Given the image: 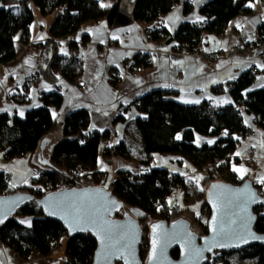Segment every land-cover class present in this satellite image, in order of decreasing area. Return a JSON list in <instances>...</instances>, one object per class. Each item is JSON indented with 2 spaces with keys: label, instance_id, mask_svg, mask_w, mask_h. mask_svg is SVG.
Returning <instances> with one entry per match:
<instances>
[{
  "label": "trees",
  "instance_id": "16d2710c",
  "mask_svg": "<svg viewBox=\"0 0 264 264\" xmlns=\"http://www.w3.org/2000/svg\"><path fill=\"white\" fill-rule=\"evenodd\" d=\"M256 0H209L200 8V13L207 20L202 28L182 23L169 35L161 28L159 21L167 15L178 0H115L110 7H100V0H25L21 3L14 0H0V65L16 59L19 44L30 43V28L33 23L32 7L43 17L53 16L49 40L34 44L40 50V69L24 84L22 93L12 95L9 100L25 102L30 84L39 81L55 85L60 78L73 81L80 77L82 66H75L70 54L64 56L60 49L66 45L69 50L79 48L77 42L67 44L61 39L75 35L87 23L105 22L108 29L128 27L145 23L146 37L149 41L174 43L175 48L187 54H200V46L206 34L221 36L229 24L238 17L251 13L250 4ZM192 6L183 3V12L189 13ZM157 27L150 30L149 26ZM257 37L254 46L264 44V22L257 25ZM83 45L88 43V36L81 34ZM264 54V52H263ZM151 57L146 53H137L131 70L148 68L146 61ZM152 63V62H151ZM251 68L241 73L234 81L212 89L213 93L226 92L233 104L212 108V102L199 105H182L174 99L176 92L154 90L135 101L139 116L127 124L123 139L115 147L104 148L105 159L119 157L132 161L141 167L139 174L118 171L110 184L112 196L124 207L142 213L140 224L153 222L170 223L181 218L184 210L176 199L169 204L173 189L187 192L189 180L173 174L167 169L148 168L152 155H178L185 159L196 173L205 171L199 179L201 189L212 181H222L231 185H240L245 180L253 183L257 194L264 200V185L256 180L244 177L237 178L231 170V156L250 130L245 127L243 117H252V123L264 130V87L249 90L255 81ZM113 86L119 83L115 72ZM225 87H229L226 89ZM41 106L28 111L23 118L0 114V153L6 160L20 159L29 155L34 157L40 152L41 143L48 139L58 127V120L52 115V109H60L63 96L59 90L43 93L40 96ZM121 116L115 122H121ZM90 118L86 110H76L67 115L63 122L62 139L52 144L48 160L52 167L35 164L37 177L29 184L11 188L8 176L0 172V196L15 193H26L34 198L46 195L39 190L50 183L67 180L75 184L87 180L86 171H95L99 147L109 140L110 131L92 132L89 130ZM180 139H176L177 136ZM206 141L197 143L196 137ZM133 137V140L131 139ZM238 138V139H237ZM114 150V154L112 153ZM228 161L226 170L219 178L210 175L207 167L216 161ZM41 187V188H40ZM205 188V187H204ZM206 189V188H205ZM205 189L198 192L202 200L201 211L208 215L206 220L201 215L193 216L200 235L207 234L209 209L204 201ZM256 216L255 231L264 235V205L254 209ZM31 218V226L22 225L16 218ZM142 227L143 239L139 247V256L144 263L148 253V226ZM64 243L63 264H92L96 242L90 235H78L68 238L63 227L48 218L33 205L26 206L18 214L0 227L1 244L23 260L33 252L42 257H50ZM227 257L253 259L256 264H264V246H254L236 253H214L208 257L206 264H220ZM171 258H178V251H171ZM120 264V263H117Z\"/></svg>",
  "mask_w": 264,
  "mask_h": 264
},
{
  "label": "crops",
  "instance_id": "0c3cea01",
  "mask_svg": "<svg viewBox=\"0 0 264 264\" xmlns=\"http://www.w3.org/2000/svg\"><path fill=\"white\" fill-rule=\"evenodd\" d=\"M114 1L100 0V2L109 5H112ZM208 1L178 0L174 8L159 21L161 28L167 34L172 35L182 23L201 22L204 16L200 13V8ZM185 2H189L192 6L189 13L183 12V3ZM250 5H252L250 6L251 13L234 19L223 35H204L200 46L202 53L206 54L215 50L224 51L214 60H209L198 54L180 56L176 54L178 49L175 48L174 43L149 41L145 33L148 26L145 23L113 30L108 29L105 22L87 23L81 29V33L88 36V43L79 48L83 56L80 81L73 82L60 78L55 85L39 81L36 84H30L25 102L9 100L10 96L21 94L27 80L40 69V50H36L34 56L28 54L17 56L12 62L0 65V114L5 113L23 118L28 111L41 106V94L59 90L63 96L62 106L60 109L51 110L52 115L55 113V118L59 122L58 127L49 135L50 142L45 150L38 154H42L44 158L48 159L50 145L62 139L63 122L67 115L76 110H86L90 118V131H110L109 140L103 143L102 150L98 154V162H105L104 148L115 147L120 143L127 124L139 116L134 105L135 101L146 93L154 90L173 91L176 92L174 99L187 106L199 105L203 102H214L216 106L231 105L233 101L228 93H213L212 89L234 81L241 73L251 68L256 69L258 74L249 90L262 87L260 85L264 84V80L259 78L264 77V70L257 67L258 64L264 65L261 61L262 52L252 43L257 25L264 22V0H256ZM32 13L30 42L37 44L49 40L53 16L39 18L41 16H37L38 14H35L33 9ZM237 36H244L249 41L248 53L233 52ZM63 47L64 49H60V53L64 56L69 55L71 52L69 48L66 45ZM137 53L148 54L151 57V66L131 70L133 58ZM113 72L119 78V83L116 86L108 82ZM21 113L23 114L21 115ZM117 116H121L123 120L114 123ZM243 123L250 133L240 141L232 154L230 171L239 178L240 173L233 171L232 168L233 165L237 168L243 166L249 170L244 174V177L258 181L261 175H264V147H261V144H264V130L255 126L249 115L243 117ZM131 139L133 140V137ZM203 141L206 139L201 138L200 142ZM252 149L256 150L253 157L250 154ZM238 152L241 155L237 156ZM38 154L34 157L26 155L20 159L6 160L3 153H0V172L7 174L9 187L26 185L35 178V164H39L37 162ZM249 157L253 160L251 163L247 162ZM151 160L155 164L154 168L167 169L189 181L193 177L195 180V178L200 179L205 175V171L196 173L190 164L178 155H152ZM113 161L114 158L109 164V170L112 172L111 178L118 171H127L133 174L141 172V167L138 164L135 163L137 167H135V171L131 172L120 161L117 162L118 167L113 169ZM98 162L96 171H100L97 168ZM148 168L152 167L149 165ZM16 219L19 222L21 220L31 221V218L28 217H17ZM22 225L29 226L27 223ZM63 262L64 251H60V248L54 251L50 257L45 258L33 252L27 260H23L15 256L0 242V264H63Z\"/></svg>",
  "mask_w": 264,
  "mask_h": 264
},
{
  "label": "water",
  "instance_id": "95a60500",
  "mask_svg": "<svg viewBox=\"0 0 264 264\" xmlns=\"http://www.w3.org/2000/svg\"><path fill=\"white\" fill-rule=\"evenodd\" d=\"M21 3L25 0H14ZM134 1V0H131ZM50 141L44 140L40 145V151H44ZM50 145L48 152L52 149ZM37 162L43 166L51 168L52 165L48 159L44 158L42 154L37 155ZM255 192L252 181L245 180L240 185H231L222 181H212L208 184L204 191V201L209 209V218L207 221V234L198 235L190 228V223L183 218H179L170 223L167 222H153L148 226V253L147 259L143 263L139 256V247L142 244L143 232L138 219L130 216L124 211V205L119 202L107 188L102 187H83L73 188L63 191H55L44 195L42 198H34L30 194L15 193L12 195L0 196V215L8 213L0 227H2L8 220L18 214V211L26 206L33 205L40 209L43 215L59 223L66 232L67 237L74 238L78 235H90L96 242V248L93 254L92 264H206L208 257L214 253H236L254 246H264V235L258 234L254 227L256 223V216L254 209L262 206V203H253L248 206L247 215L253 217L249 223V228L255 237L261 239L248 238L247 243L243 240L227 239L222 242L226 245L224 247H214L212 250L205 251L203 258L197 260L190 255L192 248H204L206 243H211L216 237V233L212 231L213 227L217 230L223 226H229V220L233 217L234 209L230 205V201L236 199L241 192ZM260 200H263L258 194ZM64 201H70L79 204L81 201L93 204L100 208L104 220L107 221L108 226L118 238L121 234H127V241L130 243V248L123 249V258L117 253L116 255H108V250L102 248L100 239L98 238L97 229L91 225H86L85 230L74 228L70 231L69 225L65 222L70 219V214L64 209L61 204ZM104 207L110 209L109 212H104ZM53 211L54 215H49L48 211ZM123 212L122 219H115L116 214ZM216 217L213 223V217ZM63 217V218H62ZM239 222V221H238ZM153 225H160L153 232ZM234 227V226H233ZM178 234V235H177ZM190 234V235H189ZM176 237L173 239V237ZM156 239L157 246L155 258H153V239ZM219 239V237H216ZM118 248L119 245H116ZM115 249H113L114 251ZM178 251V258L174 260L171 258V251Z\"/></svg>",
  "mask_w": 264,
  "mask_h": 264
},
{
  "label": "snow or ice",
  "instance_id": "6c2138e0",
  "mask_svg": "<svg viewBox=\"0 0 264 264\" xmlns=\"http://www.w3.org/2000/svg\"><path fill=\"white\" fill-rule=\"evenodd\" d=\"M249 6H252V5H249ZM100 7L102 8L110 7V5H106L101 2ZM257 67H260L262 70H264V65L258 64ZM259 79L264 80V77H261ZM260 86L264 87V84H261ZM196 102L198 103L199 101H196ZM22 114L23 113H21V115ZM53 116L55 118V113L53 114ZM176 139H180V136L178 135ZM261 147H264V144H261ZM236 155L239 156L241 154L238 152ZM232 170L240 173V177H239L240 179H243L244 174L249 171L243 166L237 168L235 165H233ZM257 182L264 185V175H261V177L258 179ZM171 203L172 201H169V204ZM253 203L264 204V200H260L257 194L251 191L241 192L240 195L237 196L235 200L230 201V205L234 209L232 215L235 218H232L229 220V226L227 228H224L223 226H221V228L218 231L216 227H213L212 231L216 233V237H219V239L214 237L213 242L206 243L204 248H192L190 255H192L197 260L202 259L203 253L205 251L210 252L212 248L214 247L226 246L222 242L225 238L243 240L245 243H247L248 238L261 239L260 237H255L254 234L251 233L250 228H249V223L253 219V217H251L250 215H247V211H248V206ZM61 206L64 209H66L67 212L70 214V219L65 221L69 225L70 231L74 230V228L85 230L86 225H91L92 227L98 230L96 234L98 235V238L100 239L102 248H106L108 250L107 254L116 255L117 253H119L121 255V258H123L122 250L130 248L131 246L130 243H128L127 241V234L123 233L117 238L116 235L112 232L111 228L108 226L107 221L104 220L99 207H96L93 204H90L84 201H81L79 204H75L70 201H64L62 202ZM46 211H48L49 215L55 214L53 211H49L48 209H46ZM103 211L109 212L110 209L108 207H104ZM7 214L8 213H3L2 215H0V224H2L4 220L7 218ZM215 220H216V217L214 216L213 223H215ZM20 223L21 224L27 223L29 226H31L30 220L29 221L21 220ZM159 227L160 225H153V232L155 233L156 229ZM175 238L176 237L174 236L173 239ZM116 245H119V247L117 248ZM156 246H157V241L154 238L153 239V258H155ZM113 249L115 250L113 251Z\"/></svg>",
  "mask_w": 264,
  "mask_h": 264
},
{
  "label": "built area",
  "instance_id": "2783aa9c",
  "mask_svg": "<svg viewBox=\"0 0 264 264\" xmlns=\"http://www.w3.org/2000/svg\"><path fill=\"white\" fill-rule=\"evenodd\" d=\"M207 24V20L203 19L201 22L199 23H193L192 27L194 28H202ZM157 27V24L154 22L152 24H150L149 29L150 30H154ZM146 33V31H145ZM81 30H78V32L75 35H70L66 38H63L60 40L61 43L63 44H67L71 41H75L77 42V45L80 47L85 46L83 45V43L80 41V35H81ZM257 37V31L254 32V39ZM34 44L35 43H28V44H19V53L18 56L23 55V54H28L30 56H34L36 55V50L34 49ZM261 50H262V55H261V60L264 63V44H261L258 46ZM75 49V50H71V58L74 61V65L75 66H82L83 65V56L81 54V52ZM234 53H238V54H246L249 52V41L244 37V36H237L235 38V47H234ZM224 51L223 50H215V51H210L205 53H200L198 54L199 56H203V57H207V59L209 60H214L217 58V56L223 54ZM176 54L182 56L187 54L184 50H180L178 52H176ZM147 64H151V60L148 59L146 61ZM251 73L254 75L255 79L256 76L258 74V72H256L255 70H251ZM75 81L79 82L80 78H77ZM108 82L113 84L114 83V78L113 77H109ZM226 89H228L229 87H225ZM135 107H139V103L134 104ZM216 104L214 102H212V108H216ZM256 150L252 149L251 150V156H253L255 154ZM112 153L114 154V150H112ZM252 158H248L247 162L251 163ZM109 164V161H106ZM228 167V161L226 160H220V161H216L213 164H210L207 169L210 171L211 176H213L214 178H219L221 175L222 170H226V168ZM86 174L88 175L87 180H82L80 182H76L75 184L71 183L70 181L67 180H59L58 182H56L55 184L51 185L50 183L47 185L46 188H42L39 190V187H35L36 191L39 192H43L45 194L51 193V192H55V191H63V190H69V189H73V188H83V187H102V188H107L109 190L110 188V184L111 181L108 182L106 181L105 177L106 174H103L99 171H86ZM35 177H37V174H35ZM112 177V176H111ZM29 184V183H28ZM41 188V187H40ZM173 193H177V189H173L172 190ZM202 204V201L199 203ZM195 212V211H194ZM200 215L201 210L198 209L195 213L196 216Z\"/></svg>",
  "mask_w": 264,
  "mask_h": 264
},
{
  "label": "rangeland",
  "instance_id": "374dc122",
  "mask_svg": "<svg viewBox=\"0 0 264 264\" xmlns=\"http://www.w3.org/2000/svg\"><path fill=\"white\" fill-rule=\"evenodd\" d=\"M105 4L109 5L108 3H105ZM32 9H33V12L35 14H38L37 16H41V15H39V11L35 7H32ZM47 17L41 16L39 18H47ZM63 49H64V47L61 48V50H63ZM261 52H262V50H261ZM201 138L202 137H198V136L196 137L197 143H201L200 142ZM102 145H103V143H101V145H100L101 147H99V151L100 152L102 150ZM251 157H253V156H251ZM113 158H114L113 169H116L118 167L117 166V162H119V161L121 162V164H124L127 167V169H130L129 171H131V172L135 171L134 169H136L135 167H137V165L134 162H132V161H129V160H126V159H123V158H119V157L115 158L114 156L109 158V159H107L109 161V164H110V162H111V160ZM106 161L105 162H98L99 165H98L97 168L100 171H102L101 173L106 174L105 179H106V181L110 182L111 180L113 181L115 176H113V178H111L112 172L109 170L110 165ZM149 165L152 168L155 167V164L153 163V160L150 161ZM102 169H104V170H102ZM207 186L205 185L204 187L206 188ZM204 187H203V189H205ZM187 190L188 191L186 193L185 192H180L181 190L177 194L174 193L170 197V201L173 202L174 199H176L177 201L180 199V201H178V203L180 204V206L184 210L183 214L181 215V218H183L184 220H187L190 223V228L192 229L193 232H195L197 234H200V231H199L197 225L193 221V216H195L196 211L198 209L201 210V204H199V203L202 200H201V198L198 195V192L201 191V187L199 186V179L195 178V180H194V177L191 178V181H189V185L187 186ZM123 208H124V211L126 213H128L130 216H132L134 218L140 219L142 217L141 213L138 210H136V209H132V208H128V207H123ZM200 215H201V218L203 220H206V218L208 217L207 213L204 210L201 211ZM146 224L148 225L149 223H144V224H141V225L144 226ZM147 234L148 233H145V235H147ZM62 246H61L62 248H60V251H64V243H63ZM226 259L227 260H225L223 262H220V264H256L255 260H253V259H248V260L240 259V260H238L236 257H227Z\"/></svg>",
  "mask_w": 264,
  "mask_h": 264
},
{
  "label": "flooded vegetation",
  "instance_id": "af4514ba",
  "mask_svg": "<svg viewBox=\"0 0 264 264\" xmlns=\"http://www.w3.org/2000/svg\"><path fill=\"white\" fill-rule=\"evenodd\" d=\"M122 216H123V212H121L120 214H116L114 218L120 220V219H122ZM138 221H139V219H138ZM139 224H140V222H139ZM140 226H141V224H140ZM198 235H200V234H198Z\"/></svg>",
  "mask_w": 264,
  "mask_h": 264
}]
</instances>
